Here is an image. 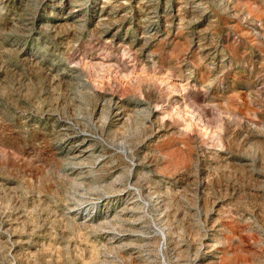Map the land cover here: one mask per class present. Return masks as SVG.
Segmentation results:
<instances>
[{"label": "rangeland", "instance_id": "1", "mask_svg": "<svg viewBox=\"0 0 264 264\" xmlns=\"http://www.w3.org/2000/svg\"><path fill=\"white\" fill-rule=\"evenodd\" d=\"M0 264H264V0H0Z\"/></svg>", "mask_w": 264, "mask_h": 264}, {"label": "bare ground", "instance_id": "2", "mask_svg": "<svg viewBox=\"0 0 264 264\" xmlns=\"http://www.w3.org/2000/svg\"><path fill=\"white\" fill-rule=\"evenodd\" d=\"M130 79V78H129ZM170 79V78H169ZM166 81H167V79H166ZM165 81V82H166ZM166 84V83H165ZM168 85V84H167ZM173 88L172 89H177V86H175V85H173L172 86ZM183 91V90H182ZM199 106V105H198ZM199 108V111H198V113H197V115H195V116H193V117H186L185 116V113L182 111V112H180L182 115H183V120H184V122H185V124L186 125H188V126H190L191 125V123H190V120L192 119V118H194V119H198L199 121L197 122V124L199 125V127H200V129H201V131L204 133V134H208L209 132H208V130H207V128H206V126H205V120L204 119H202L203 118V114H205L206 113V108L204 107V106H199L198 107ZM212 110V109H211ZM190 111V110H189ZM192 111V110H191ZM188 114V113H187ZM193 114V113H192ZM207 120V119H206ZM208 121V120H207ZM186 127V126H185ZM85 151V150H84ZM84 155V154H83Z\"/></svg>", "mask_w": 264, "mask_h": 264}]
</instances>
